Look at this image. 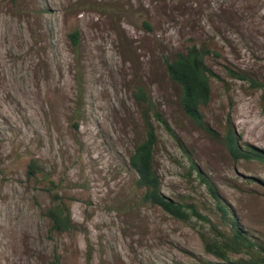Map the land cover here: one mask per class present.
<instances>
[{
	"label": "rangeland",
	"instance_id": "1",
	"mask_svg": "<svg viewBox=\"0 0 264 264\" xmlns=\"http://www.w3.org/2000/svg\"><path fill=\"white\" fill-rule=\"evenodd\" d=\"M192 44L211 50L202 125L165 67ZM230 70L264 80V0H0V264L223 262L205 243L230 235L231 217L264 247V159L235 157L226 140L231 128L264 156L262 90ZM145 119L161 194L188 219L146 202L136 183L129 159ZM32 160L46 176H28ZM52 190L74 231H51ZM239 258L248 255L230 253Z\"/></svg>",
	"mask_w": 264,
	"mask_h": 264
},
{
	"label": "trees",
	"instance_id": "2",
	"mask_svg": "<svg viewBox=\"0 0 264 264\" xmlns=\"http://www.w3.org/2000/svg\"><path fill=\"white\" fill-rule=\"evenodd\" d=\"M93 6L99 10L114 11L113 8L110 9L102 3H95ZM142 24L146 29L151 30V25L147 20H143ZM70 38L76 49L80 40L78 30H74L70 34ZM210 52L211 50L208 47L192 44L186 50L177 52L172 58L165 59V67L170 78L179 84L181 88L180 102L184 112L201 125L203 124L201 107L208 104L211 96L210 69L206 64V57ZM230 74L237 78L248 80L251 84L262 90L261 99L264 109V80L259 81L249 77L247 74H240L233 70H230ZM135 95L140 103L145 104L148 112L153 111L159 121L165 125L167 124L144 89L138 87ZM145 130V137L135 145L129 159L130 166L137 176L136 183L139 188L144 190L143 199L146 202L161 206L176 217L188 219L189 212L186 210V205L168 200L161 194L160 178L155 169L157 134L154 124L150 119H145ZM226 140L233 156L264 159L263 155L255 153L252 148L251 150L241 148L231 128H229ZM27 172L29 177H36L37 174H41L43 177L46 176L36 160H32L29 163ZM204 181L208 183L207 180L204 179ZM49 183L51 187L56 186L51 179H49ZM208 185L217 201L219 210L225 217H228L229 212L227 208L219 200V196L212 185L210 183ZM51 200V204L46 210V214L51 221V231L58 233L74 231L77 226L72 219L70 207L64 197L59 194L58 190H52ZM190 208L192 214L201 217L194 206H190ZM202 218L205 219V217ZM231 221L234 228L230 235L223 234L222 240L205 243L208 252L223 260V262L211 261L209 264H264V247L254 241L241 228L236 218L231 217ZM235 252L245 253L248 255V258L230 259V253Z\"/></svg>",
	"mask_w": 264,
	"mask_h": 264
}]
</instances>
